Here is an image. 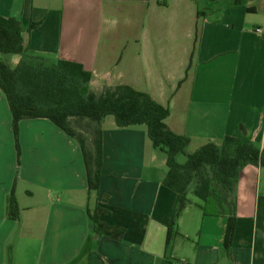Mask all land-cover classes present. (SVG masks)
I'll list each match as a JSON object with an SVG mask.
<instances>
[{"label":"crops","instance_id":"crops-1","mask_svg":"<svg viewBox=\"0 0 264 264\" xmlns=\"http://www.w3.org/2000/svg\"><path fill=\"white\" fill-rule=\"evenodd\" d=\"M0 17L20 23L35 56L81 64L90 91L126 85L148 94L169 110L166 126L189 139L186 154L225 137L263 145L264 0H0ZM31 23L39 25L27 33ZM5 58L10 68L20 60ZM73 122L88 137L87 122ZM100 130L98 189L88 193L78 144L50 120L19 122L17 156L0 92V264H264V168L240 172L230 257L225 219L202 217L189 198L169 262L177 196L162 185L165 155L143 126L118 128L108 116ZM12 188L17 221L5 215ZM90 216L120 239L98 235Z\"/></svg>","mask_w":264,"mask_h":264},{"label":"trees","instance_id":"trees-1","mask_svg":"<svg viewBox=\"0 0 264 264\" xmlns=\"http://www.w3.org/2000/svg\"><path fill=\"white\" fill-rule=\"evenodd\" d=\"M39 23H31L27 33ZM20 23L14 18L0 17V92L5 97L11 129L17 146L18 124L22 120L44 118L73 139L80 149L86 168L88 193L98 189L101 168V130L105 117L111 116L118 128L143 126L153 149L165 155L166 173L162 185L177 196L170 226L167 228L164 255L176 234L177 220L191 204L189 196L197 200L202 217L225 219L223 250L230 257L236 227V187L240 172L246 166L264 168V142L260 149L247 140L225 137L221 145L208 142L194 152L184 153L189 139L173 133L165 124L169 110L151 97L126 85L104 86L99 93L89 90L91 74L79 63L51 61L24 48ZM20 56L10 68L4 57ZM87 122L88 137L71 127ZM88 143L90 147H88ZM183 154L182 164L176 156ZM6 218L17 221L19 209L12 188L5 200ZM101 209L94 213L100 214ZM93 231L98 235L120 239L106 232L96 217L90 216ZM105 230V231H104ZM176 262V261H175Z\"/></svg>","mask_w":264,"mask_h":264},{"label":"rangeland","instance_id":"rangeland-1","mask_svg":"<svg viewBox=\"0 0 264 264\" xmlns=\"http://www.w3.org/2000/svg\"><path fill=\"white\" fill-rule=\"evenodd\" d=\"M111 23H109V22H107L105 25H104V27L106 28V27H111ZM5 62H7L6 61V58L4 57V59H3ZM7 64H9V63H7ZM9 66H10V64H9ZM109 117H111V116H109ZM189 198H191V199H194L195 201H197L194 197H192L191 195L189 196Z\"/></svg>","mask_w":264,"mask_h":264},{"label":"built area","instance_id":"built-area-1","mask_svg":"<svg viewBox=\"0 0 264 264\" xmlns=\"http://www.w3.org/2000/svg\"><path fill=\"white\" fill-rule=\"evenodd\" d=\"M260 30L258 29L257 32H259Z\"/></svg>","mask_w":264,"mask_h":264}]
</instances>
